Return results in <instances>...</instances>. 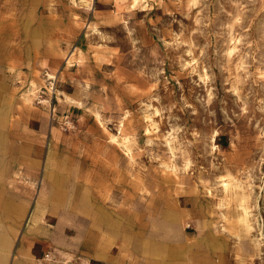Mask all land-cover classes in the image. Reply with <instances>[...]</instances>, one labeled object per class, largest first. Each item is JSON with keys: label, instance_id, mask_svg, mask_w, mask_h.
Segmentation results:
<instances>
[{"label": "rangeland", "instance_id": "obj_1", "mask_svg": "<svg viewBox=\"0 0 264 264\" xmlns=\"http://www.w3.org/2000/svg\"><path fill=\"white\" fill-rule=\"evenodd\" d=\"M2 116L32 264H264V0H0Z\"/></svg>", "mask_w": 264, "mask_h": 264}, {"label": "crops", "instance_id": "obj_2", "mask_svg": "<svg viewBox=\"0 0 264 264\" xmlns=\"http://www.w3.org/2000/svg\"><path fill=\"white\" fill-rule=\"evenodd\" d=\"M5 116L0 118V123L5 124ZM61 194L59 192H52L50 200L55 204L61 203ZM38 213L41 210L37 209ZM37 215H34L35 221ZM7 240H6V239ZM9 236L3 235L0 232V264H32L31 262V245L27 243H14V239H8ZM178 264H198L193 257H187L185 261H179Z\"/></svg>", "mask_w": 264, "mask_h": 264}, {"label": "bare ground", "instance_id": "obj_3", "mask_svg": "<svg viewBox=\"0 0 264 264\" xmlns=\"http://www.w3.org/2000/svg\"><path fill=\"white\" fill-rule=\"evenodd\" d=\"M81 2H85V0H80ZM86 7V6H85ZM242 210H243V213L246 215V211H245V209H243L242 208Z\"/></svg>", "mask_w": 264, "mask_h": 264}, {"label": "built area", "instance_id": "obj_4", "mask_svg": "<svg viewBox=\"0 0 264 264\" xmlns=\"http://www.w3.org/2000/svg\"><path fill=\"white\" fill-rule=\"evenodd\" d=\"M47 257H49V256H47Z\"/></svg>", "mask_w": 264, "mask_h": 264}]
</instances>
